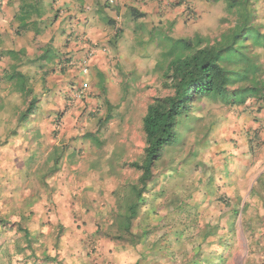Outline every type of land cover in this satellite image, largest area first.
Listing matches in <instances>:
<instances>
[{"label": "rangeland", "instance_id": "1", "mask_svg": "<svg viewBox=\"0 0 264 264\" xmlns=\"http://www.w3.org/2000/svg\"><path fill=\"white\" fill-rule=\"evenodd\" d=\"M107 2L56 0L54 8L64 10L52 23L54 13H44L42 36L59 40L57 59L45 69L19 65L30 75L26 101L40 107L24 124L20 117L30 105L4 81L3 70L14 64L7 50L25 46L31 60L38 45L32 34L15 33L21 0H11L7 23L0 20L1 28L6 25L0 35V264H264V141L249 124L259 119L262 105L252 100L244 107L198 101L177 129L180 141L157 164L131 232L124 240L111 237L124 232L119 214L134 201L140 177L123 166L142 160L148 106L172 93L165 75L179 40H221L243 23L244 13L249 33L259 36L249 38L261 47L253 56L264 66V2L207 0L208 14H182L177 21L185 24L171 23L160 33L155 28L148 43L147 31L134 44L127 37L122 56L136 69L125 76L111 45L118 21L108 20L120 3L104 7ZM109 34L111 46L102 40ZM76 49L80 59L71 56ZM99 52L110 74L93 75L91 61ZM59 85L63 92L55 89Z\"/></svg>", "mask_w": 264, "mask_h": 264}, {"label": "trees", "instance_id": "2", "mask_svg": "<svg viewBox=\"0 0 264 264\" xmlns=\"http://www.w3.org/2000/svg\"><path fill=\"white\" fill-rule=\"evenodd\" d=\"M80 1L82 4L84 3V0ZM46 2L48 5L45 7ZM55 2L56 0H21L20 11L15 17L19 22L15 31L16 35L31 33L34 36L33 40L38 45L36 55L31 60L27 58L25 46L19 50L14 48L7 50V55L14 64L12 63L3 70L4 81L10 83L13 90L24 96V102H27V96L32 94V89L29 86L30 75L19 70V65L29 62L45 69L57 59L54 44L59 40L51 34L44 38L42 36L44 30L41 28L45 19L44 13L47 11L54 13L52 23L58 20L59 13L64 10H56ZM108 3L113 5L108 0L104 7H107ZM99 12L102 16L104 15L101 10ZM239 21L243 23L231 28L230 30L233 31L223 35L221 40L207 41L206 38L200 36L193 39H180L179 48L173 51L172 55L170 54L172 59L165 77L170 79L169 87L172 93L166 97L155 98L148 106L143 118L146 148L142 160L131 164L126 163L123 166L139 172L140 177L138 183L132 188L134 201L130 202L126 210L122 209L119 214L121 220L119 226L124 232L111 236L113 239L124 240L125 234L131 232L144 195L155 181L154 171L157 164L162 159L164 151L180 141L177 129L185 120L191 118L188 114L198 101L204 98L221 99L224 104H238L244 107L247 101L252 100L256 104L262 105L260 109H263L264 83L262 75H264V66L253 56L255 48L261 47L249 39H255L258 35L249 33L251 23L248 24L246 20L244 21V13L239 12ZM249 41L253 45L248 47ZM156 67H158L157 64ZM27 103L30 106L26 112L22 113L21 123L33 115V111L40 109L35 106L37 102L33 100ZM109 106L108 102L107 107L109 108ZM110 118L111 114H108L107 120ZM86 136L93 142H99L94 135L87 134ZM59 159V157L56 159V163ZM23 232L30 243V232L24 230ZM139 237L142 238L143 235ZM218 258L221 259L222 256Z\"/></svg>", "mask_w": 264, "mask_h": 264}, {"label": "crops", "instance_id": "3", "mask_svg": "<svg viewBox=\"0 0 264 264\" xmlns=\"http://www.w3.org/2000/svg\"><path fill=\"white\" fill-rule=\"evenodd\" d=\"M119 6H117V10H114V14L108 13L109 17L108 20H115L118 21V35L115 37L114 41L112 42V47L118 52L119 61L121 63L122 73L124 76L129 75V73L133 74L136 67L134 64L131 66L130 63L126 64L124 59L123 50L122 49L124 43L126 42L127 37H131L132 43L136 42V37L143 34L145 31L148 32L146 40L144 42H150L153 40V32L156 30L160 33L163 29L167 28V26L171 23H174V26H180L185 24V20L177 21L178 17L182 14H187L188 19L202 17L205 14H208L211 10L210 4L207 3V0H118ZM11 0H0V20L3 23H7L8 19V11L13 10L10 5ZM264 2V0H259V3ZM258 6V5H257ZM15 7V6H14ZM16 15V14H15ZM139 15V17H138ZM16 17V16H15ZM121 20V21H120ZM13 19L11 18L10 24L12 23ZM262 27V35H264V19H261ZM5 25V24H2ZM129 25L130 29L127 31L125 30L124 26ZM19 26V24H18ZM17 26V27H18ZM6 29L0 27V35H3L2 32ZM108 33V32H107ZM125 33L126 37H125ZM31 34V33H28ZM110 36V34H109ZM114 36H110L108 40L102 38V40L108 45L111 46L110 43ZM128 39V38H127ZM137 44H140L137 42ZM81 48V46H79ZM108 50V49H107ZM72 53L71 56H74L77 59H80L81 56L77 54L79 49L70 50ZM128 64L130 66H128ZM118 66V65H117ZM91 67L95 70L92 72L93 75H97V73L101 74H110V66L107 63V59L105 58L104 54L100 52L96 55V57L91 61ZM106 76V75H105ZM109 76V75H108ZM107 77V76H106ZM98 78V77H97ZM100 79V78H98ZM95 86L94 90H100L98 86L97 80H91V87ZM55 89H59V91L63 92V86L59 85L55 87ZM89 101L91 105H96V99ZM61 101H59L60 104ZM264 108V107H263ZM256 116H259V119L253 118L250 121V125L252 128L256 129L255 131L260 130L259 136L262 137V141H264V109H261ZM258 121V122H254ZM255 137V133H252Z\"/></svg>", "mask_w": 264, "mask_h": 264}, {"label": "built area", "instance_id": "4", "mask_svg": "<svg viewBox=\"0 0 264 264\" xmlns=\"http://www.w3.org/2000/svg\"><path fill=\"white\" fill-rule=\"evenodd\" d=\"M110 3H113L114 0H109ZM93 54V52L90 54V56ZM83 70V73L86 74L88 72V66H87V61L84 62V67L81 69ZM88 87L87 84L84 85L83 89H86Z\"/></svg>", "mask_w": 264, "mask_h": 264}, {"label": "clouds", "instance_id": "5", "mask_svg": "<svg viewBox=\"0 0 264 264\" xmlns=\"http://www.w3.org/2000/svg\"><path fill=\"white\" fill-rule=\"evenodd\" d=\"M80 91H81L80 94L82 95L81 97H83V94H82L83 91L82 90H80Z\"/></svg>", "mask_w": 264, "mask_h": 264}]
</instances>
